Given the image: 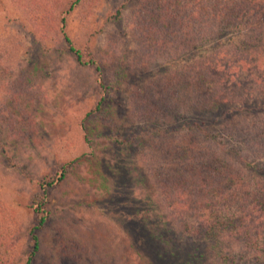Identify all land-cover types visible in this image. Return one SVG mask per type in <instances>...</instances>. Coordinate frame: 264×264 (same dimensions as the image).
Wrapping results in <instances>:
<instances>
[{"label": "rangeland", "instance_id": "obj_1", "mask_svg": "<svg viewBox=\"0 0 264 264\" xmlns=\"http://www.w3.org/2000/svg\"><path fill=\"white\" fill-rule=\"evenodd\" d=\"M189 1L0 0V264H23L42 191L44 251L31 264H49L46 254L55 264H103L105 232L87 234L94 220L145 264H254L238 244L218 241L190 214L202 192L182 153L186 119L211 123L208 131L217 137L223 125L217 113L264 85H254L257 77L244 70L239 90L216 115L190 114L187 90L176 103L164 98V81L186 86L183 75L193 76L201 57L211 60L241 43L243 29L230 26L203 40L186 37L171 18L190 14ZM156 31L169 44L151 45ZM63 36L93 64L78 65ZM212 96L228 93L216 88ZM197 137L200 160L204 144Z\"/></svg>", "mask_w": 264, "mask_h": 264}, {"label": "trees", "instance_id": "obj_2", "mask_svg": "<svg viewBox=\"0 0 264 264\" xmlns=\"http://www.w3.org/2000/svg\"><path fill=\"white\" fill-rule=\"evenodd\" d=\"M188 7L190 14H186L184 19L171 18L176 25L179 23L183 29L185 27L186 37L203 40L207 35L219 34L220 30L230 26L232 30L243 29L241 43L230 51L217 52L211 60L201 57L204 61L196 68L194 75L191 78L186 73L183 75L182 78H188L186 86L179 79L171 78L164 81L159 88L164 92L165 99L174 100L175 103L180 90H187L183 96L191 109L190 114L196 112L216 115L222 105L228 100L231 101V97L239 90L242 85L240 75L244 70L250 73L249 76L257 77L251 79L254 85H264V0H190ZM229 21L232 23H228ZM196 29L199 30L198 34ZM171 32L174 37V30ZM155 33L162 36L157 31ZM159 36H154L155 40L151 45L162 47L169 44ZM63 41L68 44L78 65L93 64L91 60H81L78 50L70 46L66 36H63ZM95 69L98 71V68ZM177 69L178 67L175 68ZM188 69L194 70L192 67ZM99 88L102 93L106 91L102 84H99ZM216 88L217 91L225 89L228 97L216 99L212 96ZM242 95V99L236 100L239 105L215 116L217 125L223 123L222 129L217 131V137L208 131L211 123L203 126L186 119L187 148L182 154L193 165V171L200 179V186L196 190L202 192L201 198L190 204V207L193 206L190 214L200 221L199 224L206 228L207 233L217 235L218 241L223 244H228L229 241L238 244L240 250L249 255L254 264H259V261H264V91L247 90ZM103 99L102 94L93 110L99 109ZM241 112L252 113L254 118L244 121L248 118L239 117ZM177 113L174 110L172 115L176 116ZM110 115L114 116L112 112ZM176 118L179 119L176 116L173 121ZM236 119L242 121L236 122ZM154 128L157 131V126ZM198 135L204 144L200 160L196 158L194 148V143L200 141ZM63 176L64 172H61L59 177ZM44 185L49 187L52 184L51 181H46ZM37 199L39 205L36 213L40 216L36 225L28 230L31 248L24 257L23 264H31L44 251L41 230L46 227V216L42 208L45 192L42 191ZM94 221L95 229L88 230L87 234L105 232L106 237L102 240L103 251L100 252L103 264H145L140 254H125L120 245L116 246L118 242L113 238L115 232H106L103 228L105 224ZM46 255L49 264L57 262L53 255Z\"/></svg>", "mask_w": 264, "mask_h": 264}]
</instances>
